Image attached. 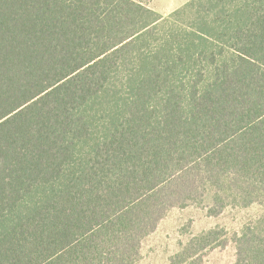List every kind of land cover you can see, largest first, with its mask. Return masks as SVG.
<instances>
[{
    "label": "trees",
    "instance_id": "16d2710c",
    "mask_svg": "<svg viewBox=\"0 0 264 264\" xmlns=\"http://www.w3.org/2000/svg\"><path fill=\"white\" fill-rule=\"evenodd\" d=\"M254 203L264 0H0V264H136L172 208ZM235 243L233 264H264V226Z\"/></svg>",
    "mask_w": 264,
    "mask_h": 264
},
{
    "label": "rangeland",
    "instance_id": "374dc122",
    "mask_svg": "<svg viewBox=\"0 0 264 264\" xmlns=\"http://www.w3.org/2000/svg\"><path fill=\"white\" fill-rule=\"evenodd\" d=\"M166 15L189 0H136ZM264 226V205L229 206L217 215H210L205 206L189 205L172 208L156 230L146 236L141 257L136 264H171V258L193 236L213 228L223 231L227 242L213 246L201 254V264H233L236 260L235 237L247 227Z\"/></svg>",
    "mask_w": 264,
    "mask_h": 264
}]
</instances>
